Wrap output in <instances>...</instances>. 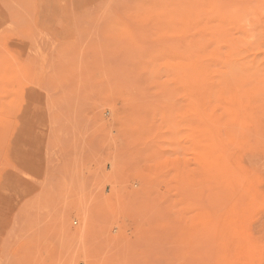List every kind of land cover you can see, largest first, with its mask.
I'll use <instances>...</instances> for the list:
<instances>
[{"label": "rangeland", "instance_id": "obj_1", "mask_svg": "<svg viewBox=\"0 0 264 264\" xmlns=\"http://www.w3.org/2000/svg\"><path fill=\"white\" fill-rule=\"evenodd\" d=\"M0 264H264V0H0Z\"/></svg>", "mask_w": 264, "mask_h": 264}, {"label": "bare ground", "instance_id": "obj_2", "mask_svg": "<svg viewBox=\"0 0 264 264\" xmlns=\"http://www.w3.org/2000/svg\"><path fill=\"white\" fill-rule=\"evenodd\" d=\"M84 223V221H83ZM85 223H84V226L81 225V227L78 229L77 233H75L76 236H79L80 234H82L84 231H85Z\"/></svg>", "mask_w": 264, "mask_h": 264}]
</instances>
